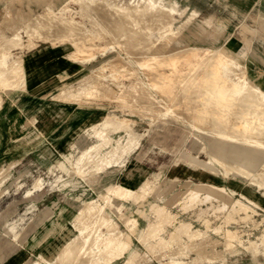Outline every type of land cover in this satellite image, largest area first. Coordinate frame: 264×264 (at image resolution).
I'll use <instances>...</instances> for the list:
<instances>
[{
    "label": "rangeland",
    "instance_id": "rangeland-1",
    "mask_svg": "<svg viewBox=\"0 0 264 264\" xmlns=\"http://www.w3.org/2000/svg\"><path fill=\"white\" fill-rule=\"evenodd\" d=\"M10 1L0 0V18L4 14L5 4H10ZM35 2L14 0L12 10L19 8L22 13L30 14L40 11L43 6L49 4L53 5L52 8L57 14L62 13L66 18L72 14L80 18V7L74 0ZM206 2L163 0L165 5H173L179 11L184 10V14L187 12L182 16L175 13L171 24L175 37L170 48L193 47L195 52L189 58L191 61L195 60L197 55L204 54L207 49H224L229 56H236L237 61L243 66L239 68V74L247 73L255 79L264 71V0H250V13L245 23L240 16L243 10L242 0H232L233 5L229 9L223 5L213 7V11L206 7L208 6ZM63 5H67L70 11H61ZM190 6L199 9L197 18L183 26L182 23L190 14V11L188 12ZM232 9L236 10L235 15L231 12ZM195 16L196 13L193 18ZM205 17L209 20L213 17L211 24L204 22ZM83 21L85 26L90 28L88 19L83 17ZM2 26L5 34L10 33L9 23ZM96 33L97 31L93 32L94 35ZM22 35L24 42L10 47V52L5 51L7 62L16 60L22 52L37 43L63 44L31 36L34 45L28 47L25 42L28 35L24 30ZM150 36L158 38L159 34L157 31H151ZM109 40L107 42L104 36H95L94 45L86 43L82 48L64 42L73 51H83L90 55L84 61L87 62L88 68L82 78L111 57L118 54L126 56L120 44ZM131 62L136 66L133 59ZM186 67L185 61L177 64V70H184ZM140 75L145 78L142 72ZM127 81L121 78V82ZM229 84L227 81L224 93ZM168 90L173 96L174 89L170 86ZM148 92L159 102H167L155 88L149 87ZM0 94V264H7L9 260L7 255L14 256L12 264H15L16 256L19 257L18 264L25 262L31 264L37 260L39 253L51 259V254L75 234L72 218L76 212L75 205L78 203L76 196L81 200L96 198L99 191L112 182L136 191L145 180H150V184L155 187L149 189L145 198L134 204H117L119 212L129 220L125 221L123 217L113 218L118 221L131 245L112 264H164L170 261L169 259L181 264H264L263 243L259 238L264 228V186L259 187L250 183L245 177L233 172L226 178L221 173L214 174L193 168L181 160L182 153L208 159L207 154L201 149V144L208 146L209 137L213 136L208 129H201L185 121L182 114L172 108L165 113L164 117L168 118V121L166 120L160 128L161 126L152 124L148 116L138 115L108 100L77 104L61 97H54L74 105L55 104L51 98L25 104L18 89L3 92L0 87ZM181 111L184 112V108ZM106 114L129 118V124L133 127L131 132L138 139V143L122 157V162L107 169V175L99 174V183L90 185L73 171L70 162L81 148L97 140L92 135L93 129L88 126L93 122L97 124L96 121H102ZM84 116L86 119H83ZM113 135L117 136V133ZM245 143L255 145L253 141ZM69 152L73 156L67 159L64 154L67 155ZM59 162L63 164L60 165ZM216 166L221 169L217 164ZM116 170L119 171L116 173ZM108 171H111V174H108ZM174 177L179 178L174 183V188L167 193L159 194L160 188L165 187L164 181ZM187 178L193 183L206 181L223 185L230 198H226L227 196L206 198L201 195L200 200L186 201V198L179 196L186 188L183 180ZM37 179H40L41 184L35 188L33 185ZM172 196L174 198L170 199ZM167 199L170 200L166 201ZM234 199H239L250 206L249 217H243L242 211H239L240 213L232 211L231 203ZM151 204L164 206L173 217L170 221H165L166 223L161 222L155 238L144 239L140 237L142 229L147 223L155 221V212L150 208ZM185 223L189 224L191 230L198 229L200 234L191 238L177 232L181 230V224ZM227 229L233 230L236 234V238L233 239L234 245L230 248L225 245ZM172 231H175V234L171 239ZM160 237L166 239L167 246L158 242ZM251 240L259 243L257 251L252 247H246ZM132 255L133 260L129 262L125 260Z\"/></svg>",
    "mask_w": 264,
    "mask_h": 264
},
{
    "label": "bare ground",
    "instance_id": "bare-ground-1",
    "mask_svg": "<svg viewBox=\"0 0 264 264\" xmlns=\"http://www.w3.org/2000/svg\"><path fill=\"white\" fill-rule=\"evenodd\" d=\"M74 1L80 7V18L72 14L68 18L62 13L57 14L52 8L53 5L49 4L30 14L22 13L19 8L13 11L14 0L5 4L4 14L0 18V87L3 92L5 89L19 88L21 85V58L7 62L5 51L10 52V47L24 42L22 30L28 35L25 40L28 47L34 45L31 36L49 42H69L81 48L86 43L94 45L95 36H104L107 42L111 39L120 44L126 56L118 54L102 62L79 82L60 90L54 97L77 104L108 100L138 115L148 116L151 123L157 126L166 122L168 118L164 115L172 108L182 114L185 121L201 129H208L213 134L209 137L208 146L201 144V149L208 159L182 153V161L193 168L214 174L221 173L226 178L233 172L245 177L250 183L264 186V71L255 79L247 73L239 74L238 70L243 66L236 56H229L224 49H207L204 54L197 55L195 60L191 61L189 58L195 52L193 47L170 48L175 37V32L171 29L175 13L182 16L184 10L179 11L173 5L167 6L163 0ZM62 10L70 11V8L63 5ZM195 13L196 11L188 15L182 23L183 26L192 21ZM83 17L90 22V28L85 26ZM5 23L10 25L8 34L3 31L2 25ZM94 31H97L96 35L93 34ZM151 31H157L159 37H151ZM251 54L254 55L253 52ZM73 56L81 61L90 57L83 51L75 52ZM132 59L136 66L132 64ZM181 61H185L187 67L177 70V64ZM121 78L128 81L121 82ZM227 81L230 84L224 93ZM170 86L174 89L173 96L168 90ZM149 87L155 88L167 102L156 100L148 92ZM183 108L184 112L181 111ZM96 122L97 124L89 127L93 129L92 135L97 140L81 148L70 162L73 171L90 185L99 183V174L107 175V169L120 162L138 143V139L131 132L129 118L106 114L102 121ZM115 133L117 136L113 135ZM246 141H253L257 146L245 143ZM108 174H111V171H108ZM178 180V177H174L164 181L165 187L160 188L159 194L169 192ZM150 183V180H145L133 191L112 182L101 189L96 198L81 200L76 196L78 203L75 205L76 212L72 219L75 234L63 242L51 255V259L45 254H40L31 264H112L131 245L115 219L123 217L125 221L129 220L122 216L117 204H134L145 198L151 187L155 189ZM183 184L186 186L185 190L178 192L181 195L179 197L186 198V201L193 202L201 198V195L206 198H230L225 187L214 182L193 183L187 178L183 180ZM172 198L174 196L170 199ZM231 204L232 211H242L243 217L246 218L250 216L249 205L239 199H234ZM150 208L155 212V221L147 223L142 229L140 237L144 239L155 238L161 222L170 221L173 217L162 205L151 204ZM180 228L177 232L191 238L200 234L198 229L191 230L186 223L181 224ZM174 234L175 231H172L171 239ZM225 235V245L230 248L234 245L236 234L227 229ZM259 238L264 249V228ZM158 242L164 246L168 244L163 237H160ZM248 244L246 247L257 251L258 242L251 240ZM133 259L134 255L125 260L129 262ZM169 260L164 264H181Z\"/></svg>",
    "mask_w": 264,
    "mask_h": 264
},
{
    "label": "crops",
    "instance_id": "crops-1",
    "mask_svg": "<svg viewBox=\"0 0 264 264\" xmlns=\"http://www.w3.org/2000/svg\"><path fill=\"white\" fill-rule=\"evenodd\" d=\"M206 1H207L206 5H208L206 7H210L212 11H213V7L215 8L216 6L223 7L224 5L226 9H229L233 5V3L231 2L232 0H206ZM241 3H243L242 5L243 10H241L242 14L240 16L242 17V21L245 23V19L250 13V0H242ZM189 11L190 14L192 11H196V16L192 19L195 20V18H197V13L199 12V9L197 10L190 6L188 7V12ZM231 12L235 15L236 10L232 9ZM185 14H187V12H185ZM204 19H205L204 21L205 23L207 22L211 23L213 17L212 18L210 17V20L207 19L206 17ZM215 20L216 17L214 21ZM74 53L75 51L70 49L68 44L66 43L63 44H52L47 42L37 43L32 48L26 49L20 55L21 67H22V80L20 87L13 89L8 88L5 89L4 91L7 92L18 89L19 95L23 98L22 101L26 102L25 104H28L27 102L30 101H38V100L51 98L55 104L64 103V104L74 105L69 102L54 98V95L57 92H59L60 90L66 88L71 84H74L79 80V78L81 79L88 68L87 62L85 63L84 62L85 60L81 61L75 58L73 56ZM83 119H86V116H84ZM64 156L65 158L69 159L70 156L73 155L71 152H69V154L67 155L64 154ZM59 164L61 165L63 164V162H59ZM119 170H116V173ZM124 179H126L125 176ZM40 184H41L40 179H37L33 186L35 188H38L40 187ZM40 254L41 253H39L38 256ZM6 257H8L9 259L6 263L12 264V261H14L13 260L14 256L7 255ZM15 260L16 261L14 263L18 264L19 257L16 256ZM23 264H26V262Z\"/></svg>",
    "mask_w": 264,
    "mask_h": 264
}]
</instances>
